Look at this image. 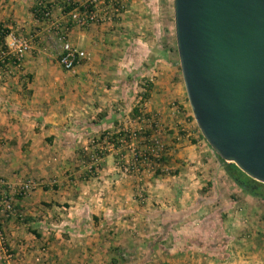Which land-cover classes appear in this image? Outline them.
<instances>
[{
    "label": "crops",
    "instance_id": "1",
    "mask_svg": "<svg viewBox=\"0 0 264 264\" xmlns=\"http://www.w3.org/2000/svg\"><path fill=\"white\" fill-rule=\"evenodd\" d=\"M35 3L0 0L7 50L32 41L19 67L2 62L0 43V177L41 181L0 215L12 253L0 264H264V198L226 182L192 116L175 40L143 23L146 4L128 0L116 21L80 27L58 6L37 17ZM55 22L89 55L71 70L58 62ZM152 138L161 157L124 172L131 148Z\"/></svg>",
    "mask_w": 264,
    "mask_h": 264
},
{
    "label": "water",
    "instance_id": "2",
    "mask_svg": "<svg viewBox=\"0 0 264 264\" xmlns=\"http://www.w3.org/2000/svg\"><path fill=\"white\" fill-rule=\"evenodd\" d=\"M178 65L202 137L264 183V0H173Z\"/></svg>",
    "mask_w": 264,
    "mask_h": 264
},
{
    "label": "built area",
    "instance_id": "3",
    "mask_svg": "<svg viewBox=\"0 0 264 264\" xmlns=\"http://www.w3.org/2000/svg\"><path fill=\"white\" fill-rule=\"evenodd\" d=\"M128 0H36L34 13L41 19H49L51 10L54 6H58L59 10L65 14L66 22H73L80 27L88 26L89 24L110 23L121 18L126 12ZM58 23L54 26L58 29ZM56 39L60 43V53L58 54L59 64L67 70H71L75 65L82 60L88 59L87 51L80 49L71 44L66 39V34L63 30L58 29ZM31 39L28 37L12 38L11 47L9 50L3 51L1 58L10 57L11 64L19 67L26 52L31 49ZM144 129L138 128L128 134V139L134 140L140 135H143ZM119 142H125L126 137L119 138ZM114 147V142L110 143ZM131 157L124 160L121 156L119 159L124 160L121 168L124 172L141 171L144 167L151 166L155 160L159 159L163 151V145L157 138H152L148 147L144 151L131 148ZM123 157V158H122ZM100 156L93 153L91 161L87 165L90 172H95L100 166ZM40 180L28 178L25 180L10 181L0 177V215L9 216L15 214L14 201L18 196H24L39 187ZM11 251L7 247L5 234L0 231V260L10 258Z\"/></svg>",
    "mask_w": 264,
    "mask_h": 264
},
{
    "label": "rangeland",
    "instance_id": "4",
    "mask_svg": "<svg viewBox=\"0 0 264 264\" xmlns=\"http://www.w3.org/2000/svg\"><path fill=\"white\" fill-rule=\"evenodd\" d=\"M141 1L143 2V4L145 3L147 5V6L144 5L145 8L147 9V12H146V16L144 15L143 17L144 19L143 23L145 22L148 24L149 30H151V28H154V30H161L162 38H164L165 43L167 45L169 41H172L173 43V41L175 40L173 0H141ZM219 166H221L222 169L223 166L220 162H219ZM222 174L226 182L228 184L233 183L234 185L232 184L230 186L235 187V183L230 179V177L226 174V172ZM253 228L259 230L258 229L259 227L257 228L254 226ZM250 230H252V227ZM245 232L248 233L247 228L245 229ZM254 233H256L255 230ZM255 237H257V235Z\"/></svg>",
    "mask_w": 264,
    "mask_h": 264
},
{
    "label": "trees",
    "instance_id": "5",
    "mask_svg": "<svg viewBox=\"0 0 264 264\" xmlns=\"http://www.w3.org/2000/svg\"><path fill=\"white\" fill-rule=\"evenodd\" d=\"M7 35V32H4L0 29V43L3 51H6V44L3 40V37ZM2 51V52H3ZM12 59L10 57H4L2 62L11 63ZM143 96V95H142ZM217 160L222 164L223 169L226 174L231 178V180L239 186L243 191L264 198V183L258 182L250 177H248L245 173H243L234 163H226L219 155L213 152ZM151 246L153 244H150Z\"/></svg>",
    "mask_w": 264,
    "mask_h": 264
}]
</instances>
